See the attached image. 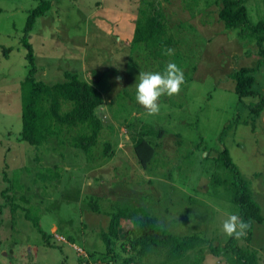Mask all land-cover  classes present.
I'll return each instance as SVG.
<instances>
[{
    "label": "rangeland",
    "instance_id": "obj_1",
    "mask_svg": "<svg viewBox=\"0 0 264 264\" xmlns=\"http://www.w3.org/2000/svg\"><path fill=\"white\" fill-rule=\"evenodd\" d=\"M47 1L49 8L35 18L27 36L37 78L51 84L62 81L63 72L77 71L92 82V70H117L99 84L112 93L97 110L105 126L101 140H109L114 153L108 157L99 146L89 155L69 145L55 147L56 139L45 147L18 139L20 83L28 73L21 39L27 17L39 3L0 0V264H79V255L88 253H95L90 264H100L105 250L101 233L109 213L129 200L150 206L153 198L162 200L164 208L172 201L173 222H165L166 215L162 223L175 234L199 233L205 238L201 264H229V250L210 252V246L230 240L221 225L229 213L238 211L231 194L239 181L217 162L223 149L264 218V111L261 120L249 118L247 106L254 99L239 103L229 79L240 67H255V46L241 39L238 29H225L217 16L220 0H158L167 33L175 39L171 60L182 69L186 87L158 98L159 111L149 114L141 105L143 110L134 107L135 79L139 72L153 71L155 62L158 67L165 64L160 59L150 62L143 56V42H132L145 0ZM245 3L250 20H264V0ZM194 61L198 63L193 68ZM256 76L264 93V77ZM121 100H127L132 111L127 118H116L108 109L113 102L120 110ZM143 126L153 128L149 138L157 144L146 169L132 153L134 136ZM208 151L214 157L206 158ZM212 166L218 171L205 177L201 171ZM218 176L220 181L207 187ZM197 182L201 188L193 192L191 185ZM128 222L122 223L121 239ZM245 236L237 238L240 248L255 252L258 264H264V219L253 224L249 239ZM9 247L12 253L4 255ZM199 255V250L189 251L169 262L160 251L143 264H191Z\"/></svg>",
    "mask_w": 264,
    "mask_h": 264
},
{
    "label": "trees",
    "instance_id": "obj_2",
    "mask_svg": "<svg viewBox=\"0 0 264 264\" xmlns=\"http://www.w3.org/2000/svg\"><path fill=\"white\" fill-rule=\"evenodd\" d=\"M37 1L38 6L27 17L24 30L25 36L21 39V44L26 50L25 58L28 63L26 65L28 73L20 83L21 130L18 133V139L36 147L49 146L52 144L51 140L56 139L55 144H53L55 147L57 145L59 148H64L69 145L89 155L93 153L92 149L101 146L103 154L111 157L114 153L112 143L109 140H101L105 126L97 110L105 100L107 102L110 100L112 93V90L105 93L99 84L110 72H117V70L109 69L105 73H103V69L92 70L95 77L92 82L82 78L81 73L77 71H65L62 75V81L51 84L38 79L32 47L27 40V36L33 27L35 18L43 15L49 8V2L47 0ZM220 1L222 6L217 16L225 29H238L241 39L247 38L255 46L253 51L258 56L255 67H240L230 73L229 79L233 81L234 91L239 103H242L246 97L254 99L247 106L249 110L248 117L261 120L264 111V93L262 82L256 75L260 73L261 78L264 77V20L249 19L245 6L246 0ZM168 30L158 0H145L142 2L139 15L135 21L132 42H143L141 47L146 52V54L143 53V56L150 59V62L160 59L166 65L169 61H172L171 54H167V49H172L175 39L167 33ZM129 59H131V55ZM199 59L200 57H198ZM197 63V61L193 62V68ZM162 69L161 65L158 67V63H154L153 71ZM181 87H186L185 82ZM184 90L182 89V91ZM173 95H176V93ZM118 105L121 108L120 110L114 107L113 102H109L108 109L116 118H127L132 112L129 110L128 101L121 100ZM134 107L143 110L136 102ZM124 111L127 114H123ZM126 120L128 123L130 122V119ZM245 122L247 123V121ZM108 127L110 131L113 129L111 125ZM131 127L133 128L132 125ZM143 128L137 132L136 137L134 136L132 153L139 166L146 169L156 155L157 144L149 138L150 133H153V128L146 126H143ZM100 143L101 145H99ZM220 155L222 159H220ZM211 157H214V155L208 151L206 158ZM219 161L233 174V181H239L231 194V201L237 206V213L240 217L248 222L249 227L246 230L245 238L249 239L253 224H261L264 218L259 213L257 205L252 201L246 183L234 163H232L226 148L220 152L217 158V162ZM217 171L218 168L212 166L206 171H201V173L206 177L207 172L215 175ZM219 179V176L218 179L213 177L207 187L215 186V183L220 181ZM196 185V187L191 185L193 192H197L196 188H201L200 182H197ZM188 189L191 190L189 185ZM171 203L170 200L165 202L164 208L161 206L162 200L156 201L153 198L152 201L150 200V206H139L133 200H129L122 206L117 205L119 209L109 213L106 228L101 233L105 250L103 251V257L99 259V263L143 264V261L148 257L160 255V251H164L165 260L172 262L184 257L189 251L199 250V257L195 258L191 264H201L204 255L201 245L206 240L199 233L179 236L172 231L170 225H168L173 222L171 209L169 208ZM96 207V205H92L91 209L97 211ZM166 215L165 222L168 224L162 223V218ZM126 221H129L128 223L131 225L125 232L126 237L124 236L121 239L122 223ZM241 238L243 237L241 236ZM68 240L72 241L71 239ZM236 241L237 238L232 236L224 245L210 246V252L218 254L217 252L229 250L231 256L229 264H258L255 252L241 249ZM123 252L126 256L121 258ZM79 256V264H89L95 259V253H88L87 257L84 256L85 258Z\"/></svg>",
    "mask_w": 264,
    "mask_h": 264
},
{
    "label": "clouds",
    "instance_id": "obj_3",
    "mask_svg": "<svg viewBox=\"0 0 264 264\" xmlns=\"http://www.w3.org/2000/svg\"><path fill=\"white\" fill-rule=\"evenodd\" d=\"M171 52L170 48L167 49V54H171ZM183 83V71L172 61H169L160 71L139 72L138 79H135V101L143 106L149 114H155L160 109L158 98L177 93ZM248 227V222L236 212L229 213L221 225L226 236L236 238L245 235Z\"/></svg>",
    "mask_w": 264,
    "mask_h": 264
},
{
    "label": "crops",
    "instance_id": "obj_4",
    "mask_svg": "<svg viewBox=\"0 0 264 264\" xmlns=\"http://www.w3.org/2000/svg\"><path fill=\"white\" fill-rule=\"evenodd\" d=\"M1 249L2 248H1V245H0V251H1ZM8 253H12V247L11 248L9 247V251H7V250L3 251L4 255H7Z\"/></svg>",
    "mask_w": 264,
    "mask_h": 264
},
{
    "label": "built area",
    "instance_id": "obj_5",
    "mask_svg": "<svg viewBox=\"0 0 264 264\" xmlns=\"http://www.w3.org/2000/svg\"><path fill=\"white\" fill-rule=\"evenodd\" d=\"M85 264H87V263H85ZM90 264V263H89Z\"/></svg>",
    "mask_w": 264,
    "mask_h": 264
}]
</instances>
